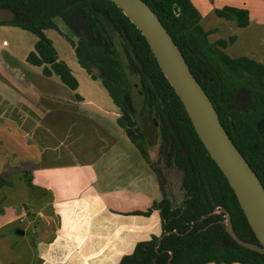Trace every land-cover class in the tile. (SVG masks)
Instances as JSON below:
<instances>
[{
	"label": "crops",
	"instance_id": "crops-1",
	"mask_svg": "<svg viewBox=\"0 0 264 264\" xmlns=\"http://www.w3.org/2000/svg\"><path fill=\"white\" fill-rule=\"evenodd\" d=\"M190 1L210 42L224 40L230 58L264 65V49L242 31L264 32V0ZM224 5L248 9L254 28L218 17L214 9ZM53 21L58 31L44 34L76 78L75 91L27 62L35 35L0 25V264H118L138 242L161 236L151 206L163 192L117 124L118 107L77 63L62 35L75 41L69 28Z\"/></svg>",
	"mask_w": 264,
	"mask_h": 264
},
{
	"label": "trees",
	"instance_id": "trees-1",
	"mask_svg": "<svg viewBox=\"0 0 264 264\" xmlns=\"http://www.w3.org/2000/svg\"><path fill=\"white\" fill-rule=\"evenodd\" d=\"M143 1L160 19L228 136L264 186V140L255 129V123L264 119V65L245 56L230 58L223 51L224 40L210 42V32L201 27L200 14L190 0ZM0 7L14 13L0 25L18 27L37 38L27 62L41 66L46 77L55 74L75 91L76 78L44 34L45 29L58 31L53 18L65 23L76 40L62 35L77 63L91 79L101 82L119 109L117 124L157 175L163 199L151 209L159 210L161 236L138 242L118 264H264L263 253L240 245L228 232L223 223L227 215L238 239L261 245L145 38L120 8L110 0H0ZM214 13L238 27L249 23L246 8L224 5ZM135 84L141 92L142 112L156 119L160 143L155 162L147 157L145 138L136 120ZM169 167L181 173V206L166 194L168 181L163 169ZM25 180L29 184L30 180Z\"/></svg>",
	"mask_w": 264,
	"mask_h": 264
},
{
	"label": "water",
	"instance_id": "water-1",
	"mask_svg": "<svg viewBox=\"0 0 264 264\" xmlns=\"http://www.w3.org/2000/svg\"><path fill=\"white\" fill-rule=\"evenodd\" d=\"M128 17L145 38L159 68L168 80L211 159L223 173L234 192L260 246L246 243L234 234L229 216L223 221L234 240L240 245L264 254V186L228 136L208 95L190 71L182 53L158 16L143 0H110ZM11 9L0 7V22L10 21ZM155 123L142 132L146 144L154 141ZM264 140V119L255 123ZM16 233L22 234V230Z\"/></svg>",
	"mask_w": 264,
	"mask_h": 264
},
{
	"label": "rangeland",
	"instance_id": "rangeland-1",
	"mask_svg": "<svg viewBox=\"0 0 264 264\" xmlns=\"http://www.w3.org/2000/svg\"><path fill=\"white\" fill-rule=\"evenodd\" d=\"M218 18V17H217ZM254 22H251L249 27L255 26L253 24ZM244 32V38L246 41H251L255 45L261 47L264 49V32L262 31H252L251 29L248 30V28L242 30ZM75 38V37H74ZM76 40V38H75ZM133 100H134V105H135V114H136V120L138 125L140 126L141 130H143L145 127H148L150 123H155V134H154V141L150 144H146L145 141V146H146V152L149 160L151 162L157 161L159 157V135L157 133V123L156 119L153 117H149L147 113L142 112V96L140 89L138 90L137 84L134 86L133 90ZM164 172L167 173V181L168 184L166 187L168 196L172 197L173 200L176 202V206H181L182 204V198L183 194L180 190V180H181V173L175 169L174 167H169L168 169L164 168ZM207 264H214V263H207Z\"/></svg>",
	"mask_w": 264,
	"mask_h": 264
}]
</instances>
